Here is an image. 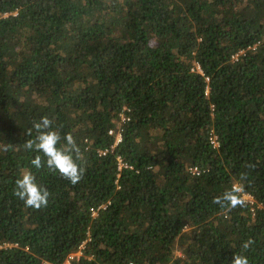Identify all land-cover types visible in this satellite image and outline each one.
I'll use <instances>...</instances> for the list:
<instances>
[{
    "label": "trees",
    "instance_id": "obj_1",
    "mask_svg": "<svg viewBox=\"0 0 264 264\" xmlns=\"http://www.w3.org/2000/svg\"><path fill=\"white\" fill-rule=\"evenodd\" d=\"M42 116L83 153L76 185L30 164ZM29 169L39 210L14 195ZM242 173L252 202L213 204ZM3 244L0 264H264V0H0Z\"/></svg>",
    "mask_w": 264,
    "mask_h": 264
},
{
    "label": "clouds",
    "instance_id": "obj_2",
    "mask_svg": "<svg viewBox=\"0 0 264 264\" xmlns=\"http://www.w3.org/2000/svg\"><path fill=\"white\" fill-rule=\"evenodd\" d=\"M26 134L32 138L23 143L24 149L38 153L31 159V166L37 170L46 167L50 172L67 179L72 185L82 180L86 169L78 161H83V153L71 133L61 134L54 119L48 116L40 117L38 121L33 122ZM246 180L247 174L242 173L239 180L220 196L213 198L212 203L227 212L245 207L243 182ZM14 195L22 200L26 207L39 210L47 206L50 192L36 182V177L29 169L24 170L21 177L15 181ZM253 243L251 238L247 239L242 243V249L247 251ZM232 264H249V259L243 254H233Z\"/></svg>",
    "mask_w": 264,
    "mask_h": 264
},
{
    "label": "built area",
    "instance_id": "obj_3",
    "mask_svg": "<svg viewBox=\"0 0 264 264\" xmlns=\"http://www.w3.org/2000/svg\"><path fill=\"white\" fill-rule=\"evenodd\" d=\"M241 53H242V52H240L239 54H241ZM196 69H197V71H199L198 67H197ZM108 134L111 135V136H114V137H115L114 146H116V145H118V144L120 143V141H121V133H118V132L115 133L113 130H110V131L108 132ZM210 141H211V144H212L214 147L217 146V142H216V140H215L214 137H212ZM100 153H101L102 155H105L106 152H100ZM118 165H119L118 168L120 169L121 166H122V164H121V160H119V159H118ZM193 171L196 173V170H193ZM244 196H245V195H244ZM246 196H248L249 199H250V201H248V202H252V198H251L249 195H246ZM98 209H99V208H98ZM98 209H96V210H91V213H92V216H93V217L96 216V213H97ZM6 247H8L7 244L0 245V249L6 248ZM9 247H10V246H9ZM79 256H81V252H80V251L77 252V253H75V254H71V255L68 257V260H67L66 262H68V263L70 264V260H72V259H74V258H76V257H79ZM45 264H49V263H45ZM129 264H132V263H129Z\"/></svg>",
    "mask_w": 264,
    "mask_h": 264
},
{
    "label": "rangeland",
    "instance_id": "obj_4",
    "mask_svg": "<svg viewBox=\"0 0 264 264\" xmlns=\"http://www.w3.org/2000/svg\"><path fill=\"white\" fill-rule=\"evenodd\" d=\"M244 199L246 200V201H250V199H249V197L248 196H244ZM64 264H69L68 262H65Z\"/></svg>",
    "mask_w": 264,
    "mask_h": 264
}]
</instances>
